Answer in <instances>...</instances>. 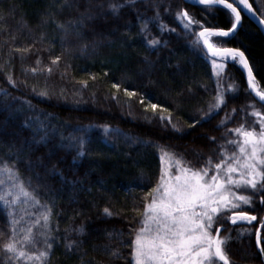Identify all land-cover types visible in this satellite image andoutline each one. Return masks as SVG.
<instances>
[{
    "label": "trees",
    "instance_id": "trees-1",
    "mask_svg": "<svg viewBox=\"0 0 264 264\" xmlns=\"http://www.w3.org/2000/svg\"><path fill=\"white\" fill-rule=\"evenodd\" d=\"M62 2L0 0V45L9 33L16 35V45L32 44L35 40L33 51L23 67L33 66L37 55L45 64L50 63V56L61 55L59 70L48 79V84L57 91L63 87L67 92V99L56 95L39 97L31 88L35 85L39 91L44 86V77L31 74L25 77L17 55H13L10 61L11 71L14 78L26 80L27 86L21 84L12 88L5 76L8 69L0 67V89L11 93L7 98L0 93V159L11 161L19 153L21 159L16 167L25 180L31 178L34 188L39 185L37 191L41 202L55 201L53 220L58 223L59 231L54 235L59 240L53 248L52 264H80L81 257L74 250L68 252L65 249V237L83 241L84 264H131L130 249L124 248L120 239L115 235L109 237L108 233L122 231L125 244L131 239L129 229L140 219L132 209L137 207L142 211L144 192L154 186L159 175L161 153L155 145L182 155L197 166L208 156L216 159V145L207 137L222 139L223 132L217 125L224 110L210 121L194 128L184 126L183 131L177 133L170 128H161L158 121L145 122L141 118L143 106L137 102L139 95L128 98L123 89L136 90L146 98L152 97L153 102L174 110L173 115H179L182 124L198 119L200 113L197 109L206 108L215 93L212 69L210 63L193 49V37L184 34L174 13L183 8L202 22L207 14L203 13V7L187 5L183 0H164L165 4L171 5V11L166 13L162 4L160 15L169 28H176V32L161 34L154 24H150L153 35L167 42L166 46L153 49L147 47L139 35L137 20V11L145 17L155 14L151 5L137 0L136 5L127 6L121 9L119 16H113L107 9L110 0H102L105 5L103 17L88 22V26L82 29V40L68 36L63 41L67 48L64 51L61 48L63 34L57 23L66 24L77 17L84 11L85 3L80 0L77 11L67 6L60 7ZM96 3L97 0H93V5ZM250 3L264 18V0H250ZM242 16L243 26L228 46H238L245 51L257 79L264 86V34L245 12ZM207 19L224 27L229 22L223 9L217 10L215 16L207 15ZM42 35L44 42L40 43ZM84 44L87 48L82 51ZM7 52V46L0 47V66L8 59ZM226 73L225 85L230 78L238 88L234 96L228 97L227 104L228 111L232 108L237 110L228 124L234 127L240 122L242 107L255 102L256 107L264 111V106L245 91L243 72L238 65L229 63ZM90 75L96 79H90ZM82 80L88 82V88L79 96H73L72 93L81 88L79 81ZM115 82L121 84L119 91L111 87ZM201 84L206 85L209 91L206 92ZM112 94L117 95L119 102L112 99ZM75 100L80 102L74 103ZM26 102H30L32 108ZM127 103L132 105L131 115ZM44 113L50 114L47 119ZM40 120L49 126L46 142L40 140L44 135ZM103 125L119 129L127 136L139 137L147 143H131L124 135L105 136ZM81 128L87 129L84 157L77 156L76 149L69 146L71 138L85 135L77 131ZM194 150L201 155L198 157ZM26 161L31 162L32 171H29ZM105 206L113 211H123L107 218L102 213ZM132 217L135 219H130ZM256 223L258 221L251 226V236L230 242L228 251L232 264H264V257L260 256L255 244ZM81 226L85 229L83 236L75 231ZM235 227L233 236L236 235ZM8 231L4 209L0 205V232ZM261 235L264 238V229H261ZM2 242L3 237L0 236ZM105 245L120 248L126 259H109L104 251Z\"/></svg>",
    "mask_w": 264,
    "mask_h": 264
},
{
    "label": "snow or ice",
    "instance_id": "snow-or-ice-1",
    "mask_svg": "<svg viewBox=\"0 0 264 264\" xmlns=\"http://www.w3.org/2000/svg\"><path fill=\"white\" fill-rule=\"evenodd\" d=\"M142 2L151 5L155 14L152 17H145L137 11L139 35L144 38L149 48L166 46L167 42L162 41L159 36H154L149 25L154 24L161 34L175 33L176 28H169L160 15L162 4L166 13L171 11V5L165 4L164 0ZM84 3V11L77 17L68 20L66 24L57 23V28L63 34L61 48L64 51H67V48L63 41L68 36H74L78 41L82 40V29L88 26V22L103 17L105 5L102 0H97L95 5L93 0H84ZM136 3L137 0H123L120 3L110 0L107 9L113 16H119L121 9L134 6ZM194 3L203 6V13L211 16H215L217 10L223 9L229 21L224 27L208 21L207 15L202 22L183 8L174 13V18L184 34L193 37L191 41L193 49L210 63L212 69L215 93L211 95L206 108L197 109L200 117L193 119L191 123L184 121L182 124L181 117L173 115L174 110L153 102L152 97L146 98L144 94H138L136 90L128 88H124L123 92L128 98L139 95L137 102L143 106L141 118L145 122L151 124L158 121L161 128H170L177 133L182 132L184 126L194 128L197 124L210 121L223 109L224 115L217 125L222 130L223 137L219 141L215 136L207 137L216 145V159L208 156L202 159L198 166L185 160L182 155L155 145L161 153L159 175L154 186L144 192L142 211L137 207L132 209L139 214L140 219L136 226L129 229L128 235L131 239L125 244L123 242L125 234L122 231L108 233L109 237L115 235L120 239L124 248L130 249L128 255L131 257V264H232L228 251L230 242L251 236L253 234L251 226L257 221L254 226L255 244L260 256L264 257L262 244L264 238L261 235V229H264V111L257 108L255 102L242 107L240 122L234 127H229L228 124L237 110L232 108L228 111V97L234 96L238 88L230 78V82L226 85L224 83L227 65L229 63L238 65L246 74L245 91L254 95L264 106V86H261L257 79L248 56L240 47L228 46L229 41L243 26L242 13L249 12L254 16L257 13L250 0H194ZM79 4L80 0L71 2L63 0L60 7L67 6L79 11ZM258 19L260 25L264 26V18ZM16 39L14 33H9L3 45H0L8 47V59L0 66L8 69L5 73L8 84L12 88H18L21 84L27 86L26 80L14 78L11 71L10 61L13 55H17L25 77L29 74L44 77V86L39 91L35 85L32 86L31 90L34 93L41 98L56 95L61 99H67V92L63 87L57 91L48 84V79L59 70L61 55L50 56L49 64L43 63L42 58L37 55L33 66L23 67L36 41L33 40L32 44L16 45ZM43 42L42 35L40 43ZM86 48V44L81 46L82 51ZM146 63L150 62L146 60ZM63 75L61 73V78ZM90 79L95 80L96 77L90 75ZM79 83L81 88L75 90L73 96H79L88 88L87 81L82 80ZM111 87L119 91L121 84L115 82ZM201 87L206 92L209 91L206 85L201 84ZM0 93L4 98L11 95L6 89H0ZM112 99L119 102L116 94H112ZM79 102L74 101L77 104ZM26 103L32 108L30 102ZM179 106L177 102V108ZM127 107L131 115V103H127ZM49 115L43 114L45 119ZM40 127L44 132L40 140L46 142L49 126L44 120H40ZM102 129L105 136L124 135L131 143H147L139 137L127 136L119 129H112L108 125H103ZM77 131L85 135L71 138L69 146L76 149L77 156L84 157L87 129L81 128ZM194 152L198 157L201 155L196 150ZM20 159L19 153L11 161L0 159V205L3 206L9 229L7 233L0 232V236L3 237V242L0 243V264H52L53 248L59 240L54 235L59 231L58 223L53 220L55 201L41 202L37 191L39 185L34 188L31 178L25 180L16 167ZM26 163L29 165V171H32L31 162ZM36 176L40 179L39 173H36ZM122 211H113L107 206L102 209L103 215L107 218L120 215ZM233 226H236L235 236L232 235ZM75 231L80 236L85 234L83 226ZM64 247L68 252L74 250L81 257L80 264H84L83 257L86 253L83 252L82 240H68L65 237ZM104 251L109 259H126L120 248L105 245Z\"/></svg>",
    "mask_w": 264,
    "mask_h": 264
},
{
    "label": "water",
    "instance_id": "water-1",
    "mask_svg": "<svg viewBox=\"0 0 264 264\" xmlns=\"http://www.w3.org/2000/svg\"><path fill=\"white\" fill-rule=\"evenodd\" d=\"M184 3H186L187 5H190V6H197V7H203V6H200L198 4H195L194 3V0H192V2H188V0H183ZM254 9V8H253ZM248 17L253 21V23L263 32L264 34V26H261L260 23H259V19L258 17H260L258 14L257 15H252L251 13L249 12H245ZM243 17V16H242ZM261 18V17H260ZM242 24H243V19H242ZM241 29V28H240ZM240 29L238 30V32L240 31ZM242 70V69H241ZM243 72V70H242ZM243 76H244V80H245V84H246V87H247V81H246V74L243 72ZM259 104L260 102L257 100V98L254 97V95L250 94Z\"/></svg>",
    "mask_w": 264,
    "mask_h": 264
}]
</instances>
